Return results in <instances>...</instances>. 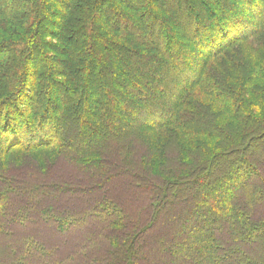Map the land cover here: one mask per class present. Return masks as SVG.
<instances>
[{"label":"trees","instance_id":"obj_1","mask_svg":"<svg viewBox=\"0 0 264 264\" xmlns=\"http://www.w3.org/2000/svg\"><path fill=\"white\" fill-rule=\"evenodd\" d=\"M259 143L264 0H0V180L22 168L79 235L59 262L32 246L0 264H238L214 219L233 207L232 238L264 239ZM77 192L94 196L75 220L58 199ZM118 197L133 217L106 212ZM91 217L101 231L78 229Z\"/></svg>","mask_w":264,"mask_h":264},{"label":"rangeland","instance_id":"obj_2","mask_svg":"<svg viewBox=\"0 0 264 264\" xmlns=\"http://www.w3.org/2000/svg\"><path fill=\"white\" fill-rule=\"evenodd\" d=\"M250 150L252 151V155L248 157L249 159H254V160L264 159V143L260 144L259 146L253 147L252 149L250 148L248 153L250 152ZM240 156H244V155L241 154ZM244 157L241 159H244ZM255 169L256 172L255 173L253 172L254 174L252 173V175L254 177L261 176V178H264V164L263 165L256 164ZM22 172H24L23 169L18 167L17 168L9 167L8 169L1 170V173L3 175V180L2 181L0 180V195H2L0 200V262L6 258V255L11 254L12 250H15L14 253H16L17 251L23 252L24 250L28 251L32 246L35 249L44 248V250L47 249L51 250L55 248L57 251L55 254L53 252V255L57 257V262H59V259L63 258V253L66 251V249L73 242L78 240L79 235L73 234V236L72 235L67 236V233H62L57 221V216H55L54 210L49 209L48 204L39 207V204L37 203L35 204L31 202L25 196V194L23 193V188L20 186V183L17 182L23 178L24 173ZM258 172H260V174ZM224 173H222V175ZM231 175L232 173H230V176ZM226 177L227 176L225 175V178ZM256 178H255V183L258 184ZM245 182L247 183L248 181ZM109 194H112V196H117V194L115 195L114 192H110ZM90 196H94V194L90 193L82 196V193L77 192L76 195H70V196L62 195L61 198L58 200H59V204L62 206L61 208L68 209L67 213L71 215L69 216L75 218L76 220L77 218L83 216L85 214L84 212L86 211L88 212L89 208L87 209L86 207L83 206V204L85 202V199H87L86 197H90ZM236 199L238 198H235V200ZM119 200H120L119 197L117 198V200L115 198L113 199L110 198V200L108 201L109 204L107 203V206H109L108 209L110 210L106 212L107 213L116 212V214H118L119 212L117 211L121 209L122 211L121 214L125 216L124 219H128L130 215L131 217H133L132 208L130 207L125 208L124 206L121 205V202L118 203ZM234 210L235 209H233V207L229 208V210L226 209L224 211L225 214L224 218L217 216L215 217L214 220H217L218 224L220 222H224V227L222 231L223 234L221 235L223 237L219 236L218 239L219 240L224 239V241L227 242L226 244L227 246H225L227 251H230L231 253L236 255H240V260H238V264H264L263 238H261V240L260 239L250 240L248 238H244L247 235L246 234L244 235L241 232L240 234H242V236L238 235L235 238L237 239L243 238V239L241 240L238 239V241L235 242V240H233L235 238H232L233 232H231V234L230 232H227L229 230L226 222L228 221V219L231 220ZM219 212H221V210ZM206 216L209 218L212 217L214 218L213 214H207ZM254 217H255L254 220L250 218L251 219L250 226L252 228L253 226L259 225L260 222L264 221V204H262L260 207L255 208ZM10 219L13 220L14 222L10 223ZM62 219H66V218L63 217ZM6 220H8L7 223L5 222ZM208 221L206 222V224L208 223ZM84 222L86 223L78 224L77 226L78 229L79 227H82L84 229L85 228L89 229L94 225H96V223H98L97 225L100 224L102 227L101 224L102 222L100 221L98 222V218L96 217L95 218L91 217L85 220ZM244 223L245 221L241 223V226L238 225V228L240 227L243 228ZM206 224H205V228H208V225ZM100 225L95 227V230L99 229L98 231H101L102 228L100 227ZM238 228L236 225V229ZM206 232L208 233L209 231L207 230ZM73 238H75V240H73ZM149 241L150 239H148L147 243ZM78 245H80L79 242L75 245V247H78ZM106 258H108V260L111 261L110 256H107L104 259ZM104 264H113V262L109 263L105 261Z\"/></svg>","mask_w":264,"mask_h":264}]
</instances>
